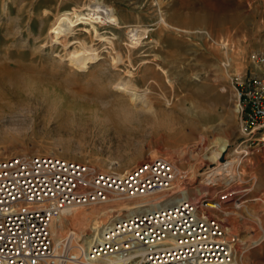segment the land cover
<instances>
[{
    "label": "rangeland",
    "instance_id": "obj_1",
    "mask_svg": "<svg viewBox=\"0 0 264 264\" xmlns=\"http://www.w3.org/2000/svg\"><path fill=\"white\" fill-rule=\"evenodd\" d=\"M95 3L111 6L123 27L104 25L89 38L80 34L87 25H79L75 33L102 58L78 66L71 52L79 45L65 46L57 19ZM106 36L115 37L114 53L104 49ZM249 73L264 76V0H0V159L53 154L122 174L163 157L188 172L180 187L193 199L228 183L250 187L209 215L248 246L243 264H264V144L241 143L230 83L232 75ZM129 81L151 109L132 107L120 88ZM123 98L131 112H120ZM224 158L241 163L208 181ZM232 171L241 182L231 181ZM130 203L118 197L78 208L86 217L64 215L55 241L70 229L93 235L95 210L121 213Z\"/></svg>",
    "mask_w": 264,
    "mask_h": 264
},
{
    "label": "built area",
    "instance_id": "obj_2",
    "mask_svg": "<svg viewBox=\"0 0 264 264\" xmlns=\"http://www.w3.org/2000/svg\"><path fill=\"white\" fill-rule=\"evenodd\" d=\"M230 83L241 143L264 144V76L235 74ZM240 163L224 158L221 171L229 173ZM238 174L232 171L231 181L237 177L241 182ZM189 181L188 172L163 157L121 175L53 154L0 159V264H242L248 246L239 244L238 236L228 234L209 211L251 188L228 183L214 196L174 201L185 190L180 184ZM118 194L128 201L141 199L129 210L110 211L98 234L70 229L55 241L52 226L65 212L108 203ZM155 200L157 205L150 202ZM87 235L92 237L88 246Z\"/></svg>",
    "mask_w": 264,
    "mask_h": 264
},
{
    "label": "bare ground",
    "instance_id": "obj_3",
    "mask_svg": "<svg viewBox=\"0 0 264 264\" xmlns=\"http://www.w3.org/2000/svg\"><path fill=\"white\" fill-rule=\"evenodd\" d=\"M87 9H88L87 12H84V10H82L79 14L78 13H75V12H72L70 10L64 11L58 17L57 24H56V27L58 29V33H60L62 41H65V46L66 45H69V43L71 41H72L71 42L72 44H75V45L78 44L79 45V47H75L74 50L71 52V58L73 59L74 62L77 63L78 66H88L89 63H94L96 61H99L102 58L101 52L98 51L97 48H93L91 45L89 46L88 43H87V41H85V39H84L85 37L94 38L93 37V33H96L97 35H99L100 33L98 31V27H101L102 28V26H104V25H113L114 28H116V29H120V28L123 27L117 21V19L113 16V13L109 9H107L105 6H103L102 4L95 3L93 5H89L87 7ZM81 24L87 25V26L82 27L80 29V31H81L80 34L81 35H84L85 37H80V34L75 33V31L78 30L76 28L79 25H81ZM140 30L142 32L144 31V33H148L150 31V30H146V29L142 30L140 28L139 29L133 28V29H131V32H132V34L133 33H136L137 34L138 31H140ZM72 35H74V38H70ZM114 38L115 37L109 38V37L106 36V37H103V40L101 41V42L105 43L104 44L105 45L104 46V49L105 48H111L112 53H114V48H115L114 47L115 45H114V42H113V39ZM106 44H111V46H106ZM79 50H81V51L79 52ZM108 52L110 53L109 50H108ZM120 88L122 89L121 92L123 93V95L124 96H128L130 98V102L129 103L132 105L133 108L136 106V107H139L137 109H144L145 107L148 106L151 109V106H150L151 104H149V102H146L147 100L144 98L145 95L137 88V86L134 83H132L131 81H129V83H127L126 85H123V87H120ZM124 101H126V102H124ZM117 105L118 106L121 105L120 108H119L121 113L131 112L130 111L131 108H130V106H128V102H127L126 99L123 98V101L120 100L119 102H117ZM136 107H135V109H136ZM221 169H222V166L214 169V172H212V174H210L209 176L207 175V178L206 179L207 180L210 179V177L213 175V173H216V172L220 173V172H222ZM217 170H219V171H217ZM118 174L121 175V173H118ZM128 182L130 183L131 186L134 185V182H132V181H128ZM126 189L129 190L127 183H126ZM197 189L198 188H196L195 190H197ZM208 190H204L199 195H203L204 196V194H205V196H210ZM118 196H119V194H118ZM149 196L150 195H146L145 198H149ZM117 198L118 197H114L115 200H117ZM156 198H158V197H156ZM182 198L193 199V197L190 196V194L187 192L186 189L185 190H182L181 191V196L180 197H177V198H174V201H179ZM114 199H112V200H114ZM139 199H141V198H138L137 197V198H134V199H130L129 201H132L133 202L135 200V204H136V202H138ZM150 202H153L154 205H157V203H156L157 200L150 201ZM115 205L116 204H114L113 206H115ZM153 207H157V206H153ZM78 208H83V207H74L71 210H69L68 212H65L61 217H63L66 214H69V213L70 214L71 213H74V215L76 217H82L83 218V216H85L84 215L85 213H83L82 210H79ZM98 209L95 210L94 212L95 213H98L100 211V214H99V216L97 218V221L99 223V227L104 224V222H105L104 220L108 217L107 214H109L110 211H112V212H120L121 211V210H117L116 208H111L109 210H104V211L101 212V210H103L104 208H102V209L100 208L99 210ZM220 209H222V208H220ZM225 215H227L226 212H225ZM61 217L57 218L56 222L52 226V231L53 232L55 231V226H56L57 221ZM60 226L62 227L63 225H60ZM99 227H96V228L93 227V229L95 230L93 232L95 234H98V228ZM85 242H87V245L86 246H88L89 242H91V235H88L87 238L84 239V243ZM69 264H71V263H69ZM242 264H243V260H242Z\"/></svg>",
    "mask_w": 264,
    "mask_h": 264
},
{
    "label": "crops",
    "instance_id": "obj_4",
    "mask_svg": "<svg viewBox=\"0 0 264 264\" xmlns=\"http://www.w3.org/2000/svg\"><path fill=\"white\" fill-rule=\"evenodd\" d=\"M105 6L107 7V8H109L111 11H112V13L119 19V17H118V15H116V13L114 12V10H113V8L111 7V6H109V5H106L105 4ZM123 25V24H122Z\"/></svg>",
    "mask_w": 264,
    "mask_h": 264
}]
</instances>
